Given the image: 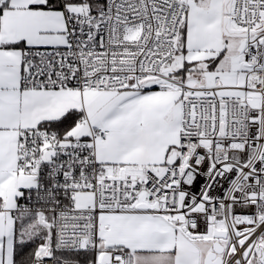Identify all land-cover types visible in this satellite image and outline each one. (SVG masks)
<instances>
[{
  "label": "snow or ice",
  "instance_id": "6c2138e0",
  "mask_svg": "<svg viewBox=\"0 0 264 264\" xmlns=\"http://www.w3.org/2000/svg\"><path fill=\"white\" fill-rule=\"evenodd\" d=\"M0 264H264V0H0Z\"/></svg>",
  "mask_w": 264,
  "mask_h": 264
}]
</instances>
